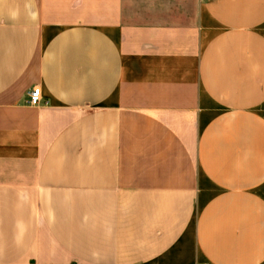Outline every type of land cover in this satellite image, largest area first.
I'll list each match as a JSON object with an SVG mask.
<instances>
[{"label":"crops","instance_id":"obj_1","mask_svg":"<svg viewBox=\"0 0 264 264\" xmlns=\"http://www.w3.org/2000/svg\"><path fill=\"white\" fill-rule=\"evenodd\" d=\"M0 264H264V0H0Z\"/></svg>","mask_w":264,"mask_h":264},{"label":"built area","instance_id":"obj_2","mask_svg":"<svg viewBox=\"0 0 264 264\" xmlns=\"http://www.w3.org/2000/svg\"><path fill=\"white\" fill-rule=\"evenodd\" d=\"M42 101V94L40 88H34L29 93V103L32 106H37Z\"/></svg>","mask_w":264,"mask_h":264}]
</instances>
